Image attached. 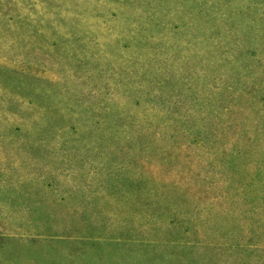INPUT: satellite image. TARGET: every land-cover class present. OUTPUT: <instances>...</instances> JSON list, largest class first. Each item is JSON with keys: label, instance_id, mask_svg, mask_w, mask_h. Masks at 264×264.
Listing matches in <instances>:
<instances>
[{"label": "rangeland", "instance_id": "1", "mask_svg": "<svg viewBox=\"0 0 264 264\" xmlns=\"http://www.w3.org/2000/svg\"><path fill=\"white\" fill-rule=\"evenodd\" d=\"M0 264H264V0H0Z\"/></svg>", "mask_w": 264, "mask_h": 264}]
</instances>
